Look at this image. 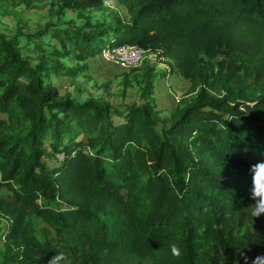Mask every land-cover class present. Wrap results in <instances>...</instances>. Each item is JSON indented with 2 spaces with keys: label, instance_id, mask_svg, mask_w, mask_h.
Instances as JSON below:
<instances>
[{
  "label": "trees",
  "instance_id": "obj_1",
  "mask_svg": "<svg viewBox=\"0 0 264 264\" xmlns=\"http://www.w3.org/2000/svg\"><path fill=\"white\" fill-rule=\"evenodd\" d=\"M42 1L0 0V19L18 18L0 32V264H264V0H114L129 18L112 25L82 14L113 0H57L79 20L35 38L18 7ZM118 46L160 52L190 82L170 116L160 60L121 75L117 94L137 86L138 102L61 93L60 77Z\"/></svg>",
  "mask_w": 264,
  "mask_h": 264
},
{
  "label": "rangeland",
  "instance_id": "obj_2",
  "mask_svg": "<svg viewBox=\"0 0 264 264\" xmlns=\"http://www.w3.org/2000/svg\"><path fill=\"white\" fill-rule=\"evenodd\" d=\"M56 1L57 0H45L42 2H36L32 7L27 6H21L18 7L19 16L21 18V26L24 27V30L30 34L32 37L36 38V34L39 30L44 29L48 24L47 23H59V22H68L72 21L75 22L79 20L74 14V12L69 11V14H72L74 17H62L59 18L56 13ZM83 17H90L93 19H106L108 24H115L117 19L120 18L122 21H127L129 18L128 12L126 7L119 6L117 3L113 0L108 3V5H102L98 9H93L89 12H84L82 14ZM17 20L18 18H2L0 19V32L2 33H8L10 35H14L17 32ZM44 40H48L49 38L43 37ZM22 43H26V40H23ZM109 44L108 42H105L103 46H106ZM103 52H99L95 57L90 58L87 60V62L92 65L100 64L102 63V60L109 61V62H117L114 60L109 52V50H102ZM132 51H128L127 53L130 54ZM24 53L29 56V59L31 60L32 65H36L38 63V50L34 47H28L24 50ZM159 63H154V66L157 68V66L164 64L161 63V54L159 55ZM224 56L220 55L219 59H223ZM167 62V61H166ZM68 63V62H67ZM70 63V62H69ZM73 63V62H72ZM163 67L166 70H169L172 72L175 69L172 68L171 64L169 62L165 63ZM123 71L121 73H117L114 76H107V77H101L97 76L96 72L93 71V69L90 70L89 68L84 72L82 75L76 77L75 79H72L68 76H62L60 77L62 84L60 85V91L62 94H68L72 97H76L80 99L81 101L87 100L91 97L94 98H100L105 101L111 102L116 105H126L130 104L132 102H138V88L137 86H132L128 89V95L124 98H122L119 94V89L121 88V81L122 76L125 72H129L130 68L122 67ZM91 71V73H90ZM89 75L91 78L89 80L86 79V76ZM118 75V76H117ZM172 75V74H171ZM174 76V75H173ZM59 79V80H60ZM98 85H103L102 88L98 87ZM180 94V98L184 95ZM167 116V115H163ZM1 118H6V115H0ZM117 120H119L117 118ZM79 139H83L80 137ZM47 143V153L49 156L46 157V161L51 166L59 165L60 161L63 160V153H53L51 149L48 146ZM9 194L7 189L0 188V196ZM40 225H44L42 221H40ZM4 225L2 224V227ZM3 237L0 233V246L3 244Z\"/></svg>",
  "mask_w": 264,
  "mask_h": 264
},
{
  "label": "crops",
  "instance_id": "obj_3",
  "mask_svg": "<svg viewBox=\"0 0 264 264\" xmlns=\"http://www.w3.org/2000/svg\"><path fill=\"white\" fill-rule=\"evenodd\" d=\"M89 65L90 70L93 69L96 75L101 77L114 76L123 71L118 62L113 63L102 60L101 65L96 63L94 65L90 63ZM163 65L165 64L159 65L160 72L166 71ZM166 72L167 74L165 77L159 78L155 82L154 89L157 110L161 111L162 115L170 116L172 110L175 109L178 104L180 94H183V92L186 93L191 85L188 80L177 72V70H172V72L167 70Z\"/></svg>",
  "mask_w": 264,
  "mask_h": 264
},
{
  "label": "built area",
  "instance_id": "obj_4",
  "mask_svg": "<svg viewBox=\"0 0 264 264\" xmlns=\"http://www.w3.org/2000/svg\"><path fill=\"white\" fill-rule=\"evenodd\" d=\"M109 50L112 58L116 60L121 67L135 68L139 67L145 58L150 61H158L160 52L156 51H145L137 46H118ZM128 51H132L128 54Z\"/></svg>",
  "mask_w": 264,
  "mask_h": 264
},
{
  "label": "clouds",
  "instance_id": "obj_5",
  "mask_svg": "<svg viewBox=\"0 0 264 264\" xmlns=\"http://www.w3.org/2000/svg\"><path fill=\"white\" fill-rule=\"evenodd\" d=\"M71 66V65H69ZM261 177H264V162H260L256 164L253 167V188H252V193L253 195H258L261 197V200L256 202L257 207H259L260 204L264 203V182H261ZM260 213H264V210L259 211V212H254V215H258ZM171 254L173 256H179L180 255V249L179 247L175 244L172 243L169 245ZM60 257L58 256L57 259Z\"/></svg>",
  "mask_w": 264,
  "mask_h": 264
}]
</instances>
